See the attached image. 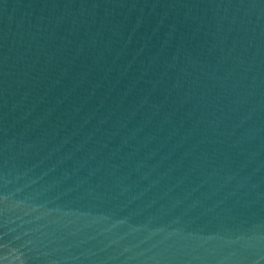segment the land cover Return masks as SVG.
<instances>
[{
    "label": "water",
    "instance_id": "obj_1",
    "mask_svg": "<svg viewBox=\"0 0 264 264\" xmlns=\"http://www.w3.org/2000/svg\"><path fill=\"white\" fill-rule=\"evenodd\" d=\"M0 264H264V0H0Z\"/></svg>",
    "mask_w": 264,
    "mask_h": 264
}]
</instances>
